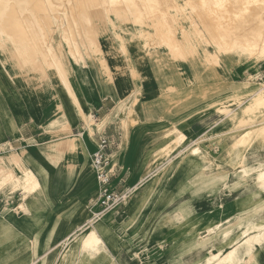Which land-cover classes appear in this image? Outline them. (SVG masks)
<instances>
[{"label":"rangeland","instance_id":"1","mask_svg":"<svg viewBox=\"0 0 264 264\" xmlns=\"http://www.w3.org/2000/svg\"><path fill=\"white\" fill-rule=\"evenodd\" d=\"M41 1L42 0H30L29 2L35 3L36 6L40 5V8L36 7L34 4L33 7L31 5L32 8L28 6L26 8L28 14L24 13L25 9L21 4L14 5V7L16 6L15 8L13 7L14 11L11 9L12 7H9L11 11L8 9V6H6L7 8H3L4 12L7 13L4 14L3 12V15H6L7 18L11 17L8 16V10L11 12V14H9L12 15L14 13L16 18L17 16L18 18L20 16L29 18L32 14L35 15L39 13V15H36L38 16V22L32 25L34 28L38 27L40 29L37 28L35 32H33L34 46H39L37 50L40 51V54L37 59L40 65L38 62H34L32 65L23 64L24 61H22V59L24 58L17 54L15 55V45L13 41H11L9 37L6 40L4 37L0 38V95L2 97L6 96V94L3 93V89L7 90V93L12 91L15 96L14 100L22 105L25 110L23 115L24 119L20 117V123L24 127H28L26 129L30 130L29 135L43 131L52 132L57 129L63 130L61 124L63 120L67 121L65 115L62 113V91H66L62 85V75L64 71H66L65 74L68 73L64 75L72 77L73 80H71L74 85H76L77 81L74 79L73 68H78L80 65L84 64L86 58L99 55L96 58H100V63L103 62L104 69H106L105 72L108 75L107 80L112 81L113 76L111 75L110 65L105 59H101L104 56H101L103 53H99L101 51L103 52V50L100 49L99 40H128L126 35H124L122 31H119L121 30V25L123 26L124 24L133 29L132 34L134 39L132 40L144 41L143 50H145L149 59L155 58V63L167 65L170 68L175 67L177 74L184 73L185 88H193L198 91L193 90L191 94L198 93L200 110L210 104H212V107L201 116L198 115L197 118L200 125L198 126L199 130L197 134L187 136L179 129L184 135L176 140V143L174 142L173 148L170 150L166 149V144L170 136L168 134H154V139L146 143L144 150L141 152L140 156L136 158L135 172H116L113 170L114 176L111 178V183L113 190L117 194V200L109 206L104 207V210H101L102 213L98 217L93 216L95 212L100 211V208L96 209L98 206V196L87 198L85 203L81 205L76 203L68 206H53V204L50 203L48 174L43 165L50 162L51 165L56 168L66 166L68 170L73 169L75 167V162L72 160H66L63 164L64 158H62L61 155L67 149L60 148V146H57L56 143L53 142L46 144L43 148L45 151L41 153L45 163L43 164V162H41L40 164L39 160L35 158L34 153L32 155L31 152L34 147H37L38 141L36 139L22 137L19 132L8 139L0 138V162L10 163V159H13L15 156V151L22 154L27 152L25 158L23 160L20 159V162H22L21 165H29L41 171L39 173L38 187L36 186L29 194H26L19 188L12 194H8L6 192L7 189H0V231L4 233L2 239L7 242V244L11 245L10 248L14 251L17 247L21 245L24 246V251L22 253L12 251L6 253L0 252V264H15L16 257H19L16 262L20 264H192L203 259L208 248H215L216 246L218 249L222 245L231 242V240L234 239L235 233L241 232V229L237 228L239 223H243L246 220L248 221L249 224L243 229L250 228L255 223H264V192L258 188L254 174L242 176V172H238L242 165H261L264 167V139H256L250 143L240 145L238 147L239 152H235L234 149L226 151V149L232 145L231 143H233L235 138L264 117L260 115L261 110L259 108L244 110L247 105L252 104L258 98L257 96H250V92L247 93L248 90L254 87L259 88L260 85L264 84V57L258 53V50H251L253 51V55H250V51L246 58H241L238 62L232 63L229 59L225 60L223 55L224 50L228 48V46H231L230 39L232 38L226 36L218 40L221 33L226 34L228 31H226V27H228L229 30L230 28L231 30L237 29V32H241L244 28L250 27L249 32L251 36L257 32L263 31L264 27L261 26L263 27L261 28L259 20L255 18H261V16L264 15V2H262L264 0H259L258 2H256V0H239L238 3L235 4L238 5L236 8L233 2H231L232 0L230 2H228L229 0H221L220 2H222V4L210 3L207 5L201 4L202 0H196L200 2L201 7L194 9L188 7L186 10H181V8L179 9L175 6L172 7L171 4L169 5L171 8L166 7L165 0H149V4L147 2L148 0H138V3L142 6L144 5L142 8L143 11H140L143 14L125 11L122 5L117 6L115 10H118L121 13L120 16H122L118 18L120 21L117 20V15L115 13L110 12L108 14L113 19L115 25H112L111 22L106 19V14L105 12L103 13L104 10L100 5H97L99 4L98 0H86L88 2L84 0H73L75 3L67 8V14L69 15L68 17L73 19L75 17V19H72L73 21L71 20L68 23V18H65L66 26L61 34L56 32L54 23L59 20L56 14L60 10V5L57 4L59 2H53L54 4L52 3V5L49 4L51 8L49 5L48 7H42ZM223 3L224 6L222 8ZM241 5H247V7H241ZM216 7H218L217 10H221L217 11ZM99 8L102 10L101 12L97 10ZM237 8H239L240 11ZM28 9H30V11H28ZM229 9L231 10L229 11ZM52 10H54L53 13L51 12ZM196 10L198 11L196 12L197 14L199 11L200 13L202 12V14L197 15L195 13ZM260 11L263 15H261L262 13H260ZM54 12L56 13L54 14ZM126 12H129V18ZM0 14L2 15V13ZM40 14H44V18L42 15L41 17ZM212 14L215 15L213 16ZM225 14L226 16H224ZM202 15L204 18H201ZM48 16L49 21L52 20L51 22H48ZM167 16H174V20L173 18L170 20L171 17L169 18ZM219 16L221 19H219ZM16 18L15 20L17 23L19 21L17 20L18 18ZM41 18L43 20H41ZM140 18L148 22L151 19L154 21L153 26H146L148 30L144 36L139 35L136 30L138 27L136 21H139ZM211 18H215L213 19L215 22ZM10 20L5 23V29L10 30L7 33L17 38L21 34L15 32V29V31L12 29L14 28L12 24L15 20L12 19V23ZM192 21H194V25L199 27L209 39L208 41L210 43L207 48L209 51H207V53H210L207 54L204 51V46L201 44V40H199L196 34L198 32L192 31V27H190V22ZM122 22H124V24H122ZM206 22H208V26H212V29L207 26ZM44 23L48 24L45 25ZM202 23H205L208 28L205 29L206 26ZM8 26H11V29L8 28ZM74 26L77 27L75 28ZM88 26H90L89 29ZM84 27L86 29H84ZM207 29H210V31L208 32ZM12 30L17 33V35H14ZM41 30H43V32ZM21 32L23 35V30ZM65 32H67V34ZM118 33H120L122 39L117 35ZM216 33L219 35L217 36ZM62 34L64 35L62 36ZM80 37L84 39V41L77 40ZM215 37L216 40H214ZM53 38L56 40H51ZM86 38L90 40H85ZM37 40L38 43L36 42ZM21 41L24 43L25 40ZM21 41L20 43H22ZM75 41L77 44L74 43ZM50 42L53 49L48 52L46 46ZM90 43H92V45ZM91 47L93 49H91ZM96 47L100 50H97L98 48ZM188 47L193 54L189 52ZM88 48L89 52L87 51ZM122 49L124 53H127V46L122 45ZM200 50H203V52ZM87 53L89 56L86 55ZM194 53H196V55ZM165 54H167L168 57H166ZM210 54L213 56L211 57ZM216 55L218 58H216ZM181 56H184V58ZM195 56H197L198 59L197 57L195 59ZM257 56L259 57L257 58ZM57 57L61 59L58 58L56 62ZM212 58L218 60V62ZM48 62L50 63L49 66L46 64ZM189 62H193L191 63L193 68L189 67L192 70L189 69V73L192 72L193 76L187 77L184 71H187L186 69H188L190 65ZM226 62H231V66L236 63L242 64L236 70L237 73L239 72V76L234 79L237 81H245L244 83L248 84L246 87L251 84L258 85L252 88L250 87L244 94H239L241 89L236 91L231 88L233 91L231 98H218L219 95L215 94L222 92L224 79L221 75L219 77L217 74L218 72L221 73L220 70H224ZM36 64H38V67H41L40 70L36 67ZM42 67L44 68L42 69ZM243 68L248 70L245 75L240 74ZM210 69H214L216 75L214 74V76L208 77L211 73V71H209ZM136 76L137 75L134 76L133 74L134 78ZM121 81L124 83L127 81V78L124 77ZM24 85L25 87L30 85L34 87V94H31L36 96V100L32 98L30 92L27 93V88H24ZM75 87L77 88V85ZM172 90H175V88L171 86L167 88L168 92ZM189 96L190 95H185L181 98V101L187 100ZM214 97L217 99H214ZM171 98L172 97L168 98L170 107L167 108V111L171 109L173 103L175 104L177 102L176 99ZM6 99L8 101V98ZM125 99L126 97L113 101L111 104L113 106L112 111L103 118H99L96 121L93 120V118L90 121L88 119V122L82 119L84 123L76 128V131H74V138L79 142V137L85 134V130L86 133L90 135L95 131L97 133L101 132L107 120L113 117L119 119L120 117L123 118L121 126L124 130L127 131L130 126L132 127L131 131L137 129L139 127V121L136 111L132 105L125 103ZM138 99L139 98H136L133 104H137ZM208 99L211 101L208 102ZM33 104L35 107L36 105L43 107L47 106L50 111H46L45 116L40 118V120H36L32 116L28 117L26 108L30 113V108L34 106ZM241 106H243L242 114L245 122L241 121L235 124ZM76 108L80 109V106L78 107L77 105ZM131 108L135 113V121L130 119L132 117V114H130ZM42 110L43 109L40 110L41 113L43 112ZM250 110L251 112H249ZM214 112L217 114V117L219 116V120H214L212 115ZM12 117L15 116L10 113L3 116V119L5 118V120H2L4 124L3 128H6L7 118L9 120L8 122L13 125L14 121ZM253 117L254 119H252ZM164 119L163 116V120L157 123L155 127H170V124L164 123ZM245 125H248L249 128L244 129ZM38 126H40V128ZM67 128L69 129V124ZM228 135L231 137L226 139ZM113 138L115 142H117L116 137L113 136ZM115 144H119V141ZM196 147L200 149L193 153L192 149ZM49 151H51L50 159H48ZM111 159L110 157V160ZM110 167H112V169L114 168L112 166V161H110ZM15 172L20 174L21 171L18 166L15 168ZM64 207H66L65 213L63 212ZM49 210H52V215L50 214L51 217H47ZM70 213L73 215V218L69 221L68 215H70ZM194 213L197 215L203 214L202 216L205 218H200L196 226H193L189 231L187 228H183V226L190 219L192 220ZM211 217H214V219L208 220ZM229 218L230 224L228 225V223H225L224 225L226 228L231 226L234 233L232 231L228 236L211 237L212 240L208 242V236H205L203 239L195 240L197 237H194V233L197 232L199 236L202 237L205 234L208 235L206 232L208 227H213L217 222ZM34 226L38 227L40 230H48L57 235L38 238L26 234L30 233L31 228ZM93 226H100L101 233H108L109 235L106 239V248L100 247L99 253L101 255L92 258L93 255L90 253L89 258H87L85 256L86 250H82L80 241L85 233L92 230ZM22 230H29V232L24 231V236H19ZM248 237L249 235L246 238ZM64 239L66 241H64ZM248 241L250 243V239ZM202 243L205 245L201 247L200 245ZM45 244H53L50 251L40 253L33 252V249L35 250L37 246L42 247ZM263 246L264 239L261 238L259 245H255L253 249L252 256L254 258L251 260L248 254H243L239 264H257L260 254H262L264 259ZM4 256H7V262L2 261ZM245 256H247L246 260L244 259ZM11 258H15L13 259L14 262L10 260Z\"/></svg>","mask_w":264,"mask_h":264},{"label":"crops","instance_id":"2","mask_svg":"<svg viewBox=\"0 0 264 264\" xmlns=\"http://www.w3.org/2000/svg\"><path fill=\"white\" fill-rule=\"evenodd\" d=\"M99 42L104 55L102 58H104L110 65V71L112 73L111 75L113 76V79L112 81L107 80V75L101 72L100 62L97 58H95V56L86 58L84 64L80 65L78 68H73V73L75 76L74 79L77 81L75 82L81 100V110L77 109L76 106L72 103L67 92L62 91V113L65 115L67 121L63 120V123L61 125H63L64 123H68L69 129H57L56 131L52 132L43 131L29 135L30 130L26 129L28 127H24L20 123V117L24 119L23 115L25 110L23 109L22 105L18 104L17 101L14 100L15 96L13 95L12 91L7 93V90L3 89V93H5L6 96L2 97L0 95V138L8 139L12 135H15V133L19 132L22 137H27L28 139H36L38 141L37 147H34L33 151L31 152L32 155L34 153L35 158L39 160L40 164L41 162H43V164L45 163V160H43V155L41 154L45 151V149H43L44 146L52 142L56 143V145L60 146V148L67 149L61 155L62 158H64L63 164L66 160H72L73 162H75V167L71 169L73 171L68 170L64 165V167L62 168H56L55 166L51 165L50 162H48L46 165H43L46 173L48 174V186L50 192L49 200H51L50 203L53 204V206H68L76 203H79L81 205L85 203L87 198H94L95 196H97V181L89 162L91 161L93 152L97 148V140L100 136H115L116 141H119V144H115V147L111 149L110 157L112 158L111 161L112 166L114 167L113 170L116 172H135L134 168L136 158L140 156L141 152L146 146V143L154 139V134H168L170 138L176 135L175 132H179L181 134L182 132H184L187 136L197 134V131L199 130L198 126L200 125L197 117L200 111L212 105L210 104L208 106H205L202 108V110H200L198 93L191 94L192 91L196 89L185 88L184 73L177 74V70L175 67L170 68L167 65L155 63V58L149 59L146 55L145 50H143V40H123V42L121 40H99ZM122 45L127 46L126 54L122 51ZM241 65V63H236L231 66V62H226L224 70H220L221 73L218 72L217 75L219 77L221 75L224 79L222 92H218V94H215L219 95L218 98H231L233 91L228 83L231 84L232 82L235 84H242L245 82L241 80L237 81L236 79H234L239 76V72L237 73L236 70ZM189 69L190 68L188 66V69H186L187 71H184L186 72L185 74L187 77L193 76L192 72L189 73V71L191 70ZM132 70L137 72V76L135 78L133 77V74L131 72ZM247 71V69L243 68L241 69L240 74L245 75ZM211 76L214 75H209L208 77ZM121 77L127 78V84H124L121 81ZM257 85L258 84H251L247 87H241L240 93L244 94L247 89ZM169 86L175 88V90L168 92L167 88ZM185 95L190 96L187 100L181 101V98H183ZM125 97V103L132 105L134 107V110L136 111L137 119L139 121V127L137 129L131 131L132 127L130 126L126 131L121 126L123 118L120 117L119 119L113 117L107 120L106 124L103 127V130L99 133L95 131L92 135H90L89 133H86L85 130V134L79 137L77 146L75 145L74 147L72 146L70 148L67 145L62 146L60 144V141L74 137V131H76V128L80 127L81 124L84 123V121L82 120V111L86 114L87 117H92L93 120L96 121L99 118H103L110 114L113 109V106L111 105L113 101L120 100L121 98ZM169 97H172L171 99H176L177 102L175 104L173 103V105H171V109L167 111V108L170 107V101H168ZM6 98H8L9 102ZM32 98L35 99L34 97ZM136 98H139L138 103L133 104V101ZM215 98L216 97H214V99ZM211 100L208 99V102ZM242 108L243 106L239 108V113L237 114L235 124L239 123L244 118L242 114ZM41 109H43L42 113L40 111ZM30 111L31 112L29 113L26 108L28 117L32 116L34 119L40 120V118H43L45 116L46 111L50 110H48L47 106L43 107L36 105L35 107L34 105L32 108H30ZM8 113L15 116L12 117L14 123L13 125H11L8 122L9 120L7 118L6 128H3L4 124L2 123V120H5V118L3 119V116H6ZM212 115L215 121L219 120V116L217 117V114L215 112ZM163 116L165 118L164 123L170 124V127H155L157 123H160L161 120H163ZM38 127L40 128V126ZM247 128H249L248 125H245L244 129ZM179 129L182 132H180ZM170 138L168 139L166 144L167 150L171 149L169 148L170 146H172L173 148L174 145L173 142L169 141ZM50 154L51 151H49L48 159L51 158ZM1 162L5 165L9 164L3 161ZM30 167L32 168V166ZM32 170L39 177V173L41 171L34 168H32ZM111 187L113 189L112 183ZM6 192L9 193L8 190ZM98 208L99 207L97 206L96 209ZM63 210V212L65 213L66 207H64ZM50 214L52 215V210H49V214L47 215V217H51ZM202 215L203 214L197 215L194 213L192 220L190 219L188 222H186L183 228H187L190 231L193 226H196V223L200 218H205ZM211 219H214V217H211L208 220ZM99 227L100 226L96 227L97 233L103 240V243L106 247V239L109 234L101 233V228ZM24 231L29 232V230H22V232L19 233V236H24ZM26 234L38 238L52 237L57 235L56 233H52L48 230H40L35 226L31 228L30 233ZM2 236H4V233L3 231H0V252L6 253L8 251H12L16 253H22L24 251L23 245L17 247L15 251L12 250L10 248L11 245L3 241ZM52 246L53 244H45L42 247L37 246L35 250L33 249V252H48L51 250ZM231 246L232 242H229L228 244L222 245L218 249L224 251ZM212 249L213 251L217 250L216 246ZM99 255L101 254H98L97 256ZM18 258L19 257H16V259L11 258L10 260L14 262L13 259H15L14 263L20 264L16 262ZM244 259L246 260L247 256H245ZM6 260L7 256H4L2 261L7 262ZM202 261L203 259H200V261L197 262ZM239 262L237 264H239ZM257 264H264L262 254L259 255Z\"/></svg>","mask_w":264,"mask_h":264},{"label":"bare ground","instance_id":"3","mask_svg":"<svg viewBox=\"0 0 264 264\" xmlns=\"http://www.w3.org/2000/svg\"><path fill=\"white\" fill-rule=\"evenodd\" d=\"M30 1V0H29ZM28 0H0V13H2V15L0 14V38H2V37H4L5 38V40L9 37L10 39H11V41H13V43H14V45H15V55L17 54L18 56H20V57H23L24 59H22V61H24V63L23 64H26V65H32L34 62H38V64H39V60L37 59L38 58V56H39V54H40V51H38L37 49H38V47H37V45H36V47L34 46L35 44L33 43V40H34V38H33V32H35V29H37V28H34V26L32 25V24H35V23H37L38 22V16H36L37 14L39 15V13H37V14H35V15H31L29 18L27 17V18H25V16H23V17H19L18 18V16H17V18H16V16H15V14L13 13L12 15H10L11 14V9H13V7H14V5H19V4H21V5H23V7H24V13H27L26 11V8L28 7V6H30L31 7V5H32V7H33V4L35 5V3H32V2H29ZM35 1V0H34ZM85 2H88V1H86V0H84ZM94 1V0H93ZM97 1V0H96ZM99 1V4H97L98 6L100 5V7H102V9L104 10L103 11V13L105 12V16H106V19L108 20V21H110L111 22V24L112 25H115V23H114V21H113V19L108 15L110 12L111 13H115L116 15H117V20L118 21H120L118 18H120V17H122V16H120V12L118 11V10H115L116 9V7L117 6H120V5H122L123 7V9L125 10V11H129V12H137V13H139V14H141L142 12H140V11H143V6L140 4V3H138V0H98ZM155 1V0H154ZM160 1V0H159ZM163 1V0H162ZM221 0H202L201 1V4H213V3H220V4H222V2H220ZM231 0H229L228 2H230ZM238 1L239 0H232L231 2H233V4L235 5V4H237L238 3ZM245 1V0H244ZM249 1H251V0H249ZM259 0H256V2H258ZM37 2V1H36ZM53 2H59V3H57L58 5H60V10L58 11V13H56V12H54V14L56 13L58 16L57 17H59V20L58 21H56L57 22V24H56V22H54L55 21V19H54V17H53V19H54V23H55V28H56V32H58V33H60L61 34V32L63 31V29L65 28V18H68V23L73 19V18H70V17H68L69 15L67 14V8L69 7V6H72L75 2L73 1V0H42L41 1V3H42V7H48V5L49 4H51L52 5V3ZM79 2V1H78ZM85 2H84V4H85ZM91 2V1H90ZM148 2V4H149V0L147 1ZM158 2V1H157ZM165 2V6L166 7H170L169 5L171 4V6L172 7H177V8H181V10H186L188 7H190V8H192V9H194V8H197V7H201V5H200V2L199 1H196V0H165L164 1ZM224 2V1H223ZM228 2H227V4H228ZM262 2H264V1H262ZM39 3V2H38ZM40 3V4H41ZM80 3V2H79ZM82 3V2H81ZM92 3V2H91ZM54 4V3H53ZM143 4V3H142ZM160 4V3H159ZM164 4V3H163ZM232 4V3H231ZM248 4V3H247ZM13 5V6H12ZM55 5H56V3H55ZM89 5V4H88ZM93 5V4H92ZM95 5V4H94ZM162 5V4H161ZM230 5V4H229ZM251 5H252V3H251ZM254 5V4H253ZM260 5V4H259ZM263 5V4H262ZM6 6H8V9L10 10H5V11H7V12H9L8 13V16H11V17H9V18H7L6 17V15L4 16L3 15V12H4V9L3 8H7ZM36 6V5H35ZM40 6V5H39ZM38 5L36 6V7H39ZM50 6V5H49ZM160 6V5H159ZM223 6H224V3H223V5H222V8H223ZM232 6V5H231ZM245 7H247V5H244ZM244 6H242L241 5V7H244ZM249 6H250V4H249ZM258 6V5H257ZM11 9H10V8ZM16 7V6H15ZM14 7V8H15ZM29 7V8H30ZM31 7V8H32ZM41 7V8H42ZM51 7V6H50ZM50 7H49V9H50ZM93 7H95V6H93ZM93 7H91V8H93ZM236 7H238V5H235V8ZM240 7V6H239ZM240 7V8H241ZM253 7V6H252ZM251 7V8H252ZM263 7V6H262ZM19 8V7H18ZM30 8V9H31ZM35 8V7H34ZM40 8V7H39ZM52 8V7H51ZM56 8V7H55ZM87 8H88V6H87ZM119 8V7H118ZM117 8V9H118ZM171 8V7H170ZM217 8L218 7H216V10H217ZM225 8V7H224ZM227 8H229V7H227ZM30 9H28V11H30ZM43 9V8H42ZM46 9V8H45ZM90 9V8H89ZM95 9V8H94ZM122 9V10H123ZM165 9V8H164ZM178 9V10H179ZM192 9H190V10H192ZM200 9V8H199ZM213 9V8H212ZM238 10H239V8H237ZM256 9H257V7H256ZM262 9V8H261ZM44 10V9H43ZM97 10H100V8L99 9H97ZM121 10V9H120ZM123 10V11H124ZM175 10V9H174ZM203 10V9H202ZM221 10V9H220ZM219 9L217 10V11H220ZM231 9H229V11H230ZM250 10V9H249ZM13 11H14V9H13ZM19 11V10H18ZM47 11H48V9H47ZM53 11L54 10H52L51 12L53 13ZM80 11V10H79ZM81 11H84V10H81ZM102 10H100V12H101ZM118 11V12H117ZM227 11V10H226ZM232 11H233V8H232ZM240 11V10H239ZM251 11V10H250ZM263 11V10H262ZM34 12V11H33ZM90 12V11H89ZM129 12H126L127 13V17H128V13ZM174 12H177V11H174ZM188 12V11H187ZM196 12H198L197 10L195 11V13ZM204 12V11H203ZM224 12V11H223ZM243 12H244V10H243ZM6 12H4V14H5ZM17 13H19V12H17ZM16 13V14H17ZM125 13V14H126ZM213 13V12H212ZM215 13V12H214ZM216 13H218V12H216ZM226 13V12H225ZM229 13V12H228ZM231 13V12H230ZM240 13V12H239ZM249 13V12H248ZM259 13V12H258ZM260 13H262L261 11H260ZM7 14V13H6ZM28 14V13H27ZM27 14H24V15H27ZM45 14V13H44ZM44 14H40V16L42 15H44ZM49 14V13H48ZM77 14V13H76ZM88 14V13H87ZM124 14V15H125ZM143 14V13H142ZM172 14V13H171ZM197 14V13H196ZM198 14H202V12L200 13V11H199V13ZM197 14V15H198ZM219 14V13H218ZM223 14V13H222ZM233 14V13H232ZM247 14V13H246ZM51 15V14H50ZM89 15V14H88ZM123 15V16H124ZM137 15V14H136ZM167 15H168V13H167ZM213 16L215 15V14H212ZM221 15V14H220ZM245 15V14H244ZM251 15V14H250ZM260 15V14H259ZM261 15H263V13L261 14ZM260 15V16H261ZM41 16V17H42ZM54 16V15H53ZM86 16V15H85ZM142 16V15H141ZM175 16V15H174ZM174 16L172 17V16H167V17H169L170 18V20L173 18V20H174ZM187 16V15H186ZM186 16H184V17H186ZM206 16V15H205ZM223 16V15H222ZM224 16H226V14L224 15ZM228 16V15H227ZM46 17V16H45ZM126 17V16H125ZM232 17H233V15H232ZM251 17V16H250ZM249 17V18H250ZM259 17V16H258ZM10 18H11V20H10ZM15 18L19 21V22H17L16 23V20H15ZM43 18H44V16H43ZM56 18V17H55ZM77 18V17H76ZM85 18H87V17H85ZM129 18V17H128ZM145 18V17H144ZM153 18V17H152ZM161 18V17H160ZM187 18V17H186ZM201 18H204V16L202 15L201 16ZM206 18V17H205ZM215 18H217V17H215ZM215 18H211L212 20L213 19H215ZM224 18H226V17H224ZM245 18H246V16H245ZM12 19L13 20H15V24L13 23L12 25V27H14V28H12L15 32H19V34H21L20 36H21V38H20V36H18L17 38L14 36V37H12L11 36V34H9V33H7L8 31H10V30H6L5 29V23H7V21L8 20H10L11 21V23H12ZM46 19V18H45ZM45 19H44V21H45ZM50 19H51V17H50ZM57 19V18H56ZM74 19H75V17H74ZM73 19V20H74ZM79 19V18H78ZM81 19H82V17H81ZM124 19V18H123ZM127 19V18H126ZM219 19H221L220 18V16H219ZM255 19H258L259 20V22H260V27L261 26H263L264 27V15L263 16H261V18L259 17V18H255ZM41 20H43L42 18H41ZM47 20H48V22H51V21H49V16H48V18H47ZM46 20V21H47ZM72 20V21H73ZM83 20V19H82ZM85 20V19H84ZM125 20V19H124ZM156 20V19H155ZM158 20V19H157ZM176 20V19H175ZM200 20H202V19H200ZM205 20V19H204ZM218 20V19H217ZM228 20V19H227ZM232 20V19H231ZM235 20V19H234ZM85 21H87V20H85ZM90 21V20H89ZM88 21V22H89ZM126 21V20H125ZM166 21V20H165ZM203 21V20H202ZM207 21V20H206ZM214 21V20H213ZM225 21V20H224ZM237 21H238V19H237ZM241 21V20H240ZM246 21V20H245ZM83 22V21H82ZM128 22V21H127ZM161 22V21H160ZM168 22V21H167ZM172 22V21H171ZM212 22V21H211ZM215 22V21H214ZM213 22V23H214ZM257 22V21H256ZM255 22V23H256ZM11 23H9V24H11ZM74 23H75V21H74ZM136 23L138 24V27L136 28V30H137V33H139V35H141V36H144V35H146V33H147V30H148V28L146 27V26H153V23H154V21L151 19L149 22L148 21H144V19L143 18H140L139 19V21H136ZM208 22H206V24H207ZM220 23V22H219ZM224 23V22H223ZM45 25L46 24H48V23H44ZM79 24V23H78ZM77 24V25H78ZM122 24H124V22H122ZM175 24V23H174ZM202 24H204L205 26H206V24L205 23H202ZM215 24V23H214ZM234 24V23H233ZM241 24V23H240ZM247 24H248V21H247ZM251 24V23H250ZM8 25V24H7ZM15 25V26H14ZM52 25V24H51ZM76 25V24H75ZM86 25H89V24H86ZM158 25H160V24H158ZM204 25H202V26H204ZM217 25V24H216ZM257 25H258V23H257ZM38 26V25H37ZM72 26V25H71ZM162 26H163V24H162ZM166 26V25H165ZM207 26H208V24H207ZM205 27V29L206 28H208V27H210V26H208V27ZM213 26H215V25H213ZM221 26V25H220ZM225 26H226V24H225ZM237 26V25H236ZM241 26V25H240ZM251 26V25H250ZM11 27V26H10ZM9 26H8V28H10ZM44 27V26H43ZM49 27V26H48ZM75 28L77 27V26H74ZM92 27V26H91ZM114 27V26H113ZM190 27H192V31H196V32H198V33H196L197 34V37L199 38V40H201L200 42H201V44L204 46L203 47V49H204V51L207 53V51H209L207 48H208V44L210 43L208 40V38L206 37V35H205V33L202 31V30H200V28L199 27H196L195 25H194V21H192V22H190ZM212 27V26H211ZM210 27V28H211ZM217 27V26H216ZM235 27V26H234ZM263 27H261V28H263ZM73 28V27H72ZM82 28V27H81ZM90 28V26H88V29ZM203 28V27H202ZM227 29H226V31L225 30H223L224 32H226V34L225 33H221L220 34V37H219V39H218V37H217V39L218 40H221V39H223L224 37H230V38H232V39H230L231 40V46L229 47L228 46V48H226L225 50H224V53H223V55H224V58H225V60H227V59H229L232 63H235V62H238L239 60H241V58H246L247 57V55H249V52L251 51V50H253V51H259L258 53L261 55V56H263L264 57V30L263 31H261V32H257L256 34H253V36H251V34H250V32H249V28L250 27H248V28H244L243 30H241V32H237V29L236 30H231V28H230V30L228 29V27H226ZM11 29V28H10ZM39 29V28H38ZM78 29V28H77ZM84 29H86L85 27H84ZM83 29V30H84ZM172 29H173V27H172ZM181 29V28H180ZM194 29V30H193ZM204 29V30H205ZM212 29V28H211ZM220 29V28H219ZM221 29H223V28H221ZM225 29V28H224ZM12 30V31H13ZM18 30V31H17ZM23 30V35H22V31ZM40 30V29H39ZM66 30V29H65ZM64 30V31H65ZM74 30V29H73ZM91 30V29H90ZM132 30L133 29H131L130 27H128L127 25H121V30H119V31H122L123 33H124V35H126V37L128 38V40H132V39H134L133 38V34H132ZM159 30V29H158ZM166 30V29H165ZM208 30V32L210 31V29H207ZM206 30V31H207ZM13 31V32H14ZM42 32H43V30H41ZM118 31V32H119ZM14 32V35H17V33H15ZM36 32H38V31H36ZM41 32V33H42ZM53 32H54V30H53ZM52 32V33H53ZM136 32V31H135ZM134 32V33H135ZM188 32V31H187ZM186 32V33H187ZM212 32V31H211ZM222 32V31H221ZM255 32V31H254ZM66 34H67V32H65ZM117 33V32H116ZM171 33V32H170ZM38 34V33H37ZM110 34V33H109ZM212 34V33H211ZM210 34V35H211ZM50 35V34H49ZM64 34H62V36H63ZM119 37H120V33H118L117 34ZM124 35H123V37H124ZM194 35V34H193ZM207 35H209V34H207ZM213 35V34H212ZM211 35V36H212ZM216 35L218 36L219 34L218 33H216ZM36 36V35H35ZM53 36V35H52ZM81 36V35H80ZM84 36V35H83ZM159 36V35H158ZM168 36H169V34H168ZM37 37V36H36ZM39 37V36H38ZM69 37V36H68ZM85 37V36H84ZM170 37V36H169ZM186 37V36H185ZM16 38V39H15ZM20 38V39H19ZM41 38V37H40ZM67 38V37H66ZM81 38V37H80ZM77 39V40H83L84 41V39ZM121 39H122V37H120ZM212 38V37H211ZM214 38V37H213ZM21 40H25L24 41V43L21 41ZM40 40V39H39ZM51 40H56L55 38H53V39H51ZM59 40V39H58ZM85 40H90V39H88V38H86ZM214 40H216V37H215V39ZM20 41L22 42V43H20ZM123 41V40H122ZM37 43H38V40L36 41ZM91 42V41H90ZM164 42V41H163ZM166 42V41H165ZM179 42V41H178ZM2 43V42H1ZM71 43V42H70ZM74 43H76L77 44V42L75 41ZM84 43V42H83ZM83 43H81V44H83ZM93 43V42H92ZM92 43H90L91 45H92ZM148 43H149V41H148ZM3 44V43H2ZM46 44V43H45ZM85 44V43H84ZM89 44V45H90ZM4 45V44H3ZM72 45V44H71ZM90 45V46H91ZM190 45H191V43H190ZM70 46V45H69ZM76 46V45H75ZM86 46V45H85ZM84 46V47H85ZM87 46H88V44H87ZM189 46V45H188ZM193 46V45H192ZM1 47V46H0ZM44 47V46H43ZM82 47H83V45H82ZM89 47V46H88ZM94 47V46H93ZM124 47V46H123ZM185 47V46H184ZM220 47V46H219ZM46 48H47V51L49 52V50H52L53 49V46H52V44H51V42L50 43H48L47 44V46H46ZM77 48V47H76ZM75 48V49H76ZM86 48V47H85ZM90 48V47H89ZM89 48H88V52H89ZM96 48H98V47H96ZM95 48V49H96ZM166 48V47H165ZM169 48V47H168ZM180 48V47H179ZM40 49H41V47H40ZM91 49H93L92 47H91ZM101 49V48H100ZM99 48L97 49V50H100ZM186 49V48H185ZM188 49H189V47H188ZM194 49V48H193ZM220 49V48H219ZM97 50H95V51H97ZM123 50V49H122ZM179 50V49H178ZM46 51V50H45ZM44 51V52H45ZM124 51H126V50H124ZM169 51V50H168ZM168 51H167V53H168ZM201 52H203V50H200ZM219 51V50H218ZM221 51V50H220ZM253 51H251V53H250V55L252 54V52ZM77 52V51H76ZM98 52V51H97ZM189 52H191L192 53V51L189 49ZM197 52H199V51H197ZM47 53V52H46ZM96 53V52H95ZM100 54L101 53H103L102 51L101 52H99ZM177 53V52H176ZM183 53V52H182ZM208 53H210V52H208ZM207 53V54H208ZM255 53V52H254ZM50 54H51V52H50ZM53 54V53H52ZM97 54V53H96ZM125 54H126V52H125ZM193 54V53H192ZM195 55H196V53H194ZM202 54V53H201ZM236 55V56H234V55ZM44 55V54H43ZM55 55H56V53H55ZM86 55H88L89 56V54L87 53ZM166 55V57H168L167 56V54H165ZM171 55V54H170ZM182 55H184V54H182ZM199 55V54H198ZM204 55V54H203ZM211 55V54H210ZM253 55V54H252ZM45 56V55H44ZM58 56V55H57ZM97 56H99V55H97ZM97 56H95V58L97 57ZM101 56H103V54L101 55ZM193 56V55H192ZM213 55H211V57H212ZM215 56V55H214ZM217 56V55H216ZM17 57V56H16ZM46 57V56H45ZM52 57V56H51ZM181 57H183L184 58V56H181ZM196 57L197 56H195V59H196ZM259 56H257V58H258ZM47 58V57H46ZM58 58L59 59H61L60 57H57L56 58V62H57V60H58ZM169 58H171V57H169ZM194 58V57H193ZM216 58H218V56L216 57ZM55 59V58H54ZM100 59V58H99ZM98 59V60H99ZM101 59H104V58H101ZM197 59H198V57H197ZM211 59V58H210ZM213 59V58H212ZM260 59V58H259ZM43 60H44V58H43ZM43 60H41V61H43ZM213 60H216V59H213ZM51 61V60H50ZM217 62H218V60H216ZM256 61V60H255ZM45 62V61H44ZM46 62H47V60H46ZM59 62V61H58ZM161 62V61H160ZM22 63V62H21ZM105 63H107V62H105ZM166 63H168V62H166ZM191 63H193V62H189V67H192L193 65L191 64ZM209 63V62H208ZM215 63V62H214ZM38 64H36V67H38ZM42 64V63H41ZM46 64H48V66L50 65V63L48 62V63H46ZM54 64V63H53ZM55 64H57V63H55ZM64 64V63H63ZM196 64V63H195ZM40 65V64H39ZM197 65V64H196ZM34 66V65H33ZM62 66V65H61ZM100 67H101V72L103 73V74H105V75H107V73L105 72L106 71V69H104V65H103V62H101L100 63ZM35 68V67H34ZM39 68V70H40V68L41 67H38ZM44 67H42V69H43ZM121 68V67H120ZM193 68V67H192ZM32 69V68H31ZM60 69V68H59ZM62 70H64V69H62ZM210 71H211V73H210V75H214L215 74V72H214V69L213 70H211L210 69ZM56 72V71H55ZM65 72L66 71H64V74H65ZM108 72V71H107ZM45 73V72H44ZM57 74H58V71H57ZM63 74V73H62ZM62 75V77H63V81H62V85H63V88L68 92V95H69V97H70V99H71V101H72V103L74 104V105H78V107L81 105V100H80V97H79V94H78V91H77V88L75 87L76 85H74V83H73V79H72V77H68V75L67 76H65L66 74H68V73H66L65 75ZM132 74H134V76L135 75H137V72H135L134 70H132ZM48 76V75H47ZM209 76V75H208ZM59 77H61V76H59ZM107 77H108V75H107ZM124 77H121V79H123ZM72 79V80H71ZM127 84V81H125L124 82V84ZM231 87L230 88H232L233 90H240L241 89V87H245L246 85H248L247 83H242V84H235V83H232L231 82V84L230 83H228ZM56 85H58V84H56ZM59 86V85H58ZM24 88H27V93L28 92H30V94L32 93V94H34V87H31V85L30 86H26L25 87V85L23 86ZM206 90V89H205ZM250 92V93H249ZM204 93V92H203ZM247 93H249V94H251L250 96H257L258 98L252 103V104H249V105H247L246 107H245V111L246 110H248L249 108L250 109H254V108H256V109H260L261 111H260V115H262V116H264V84L263 85H260L259 86V88H257V87H254V88H252V89H250V90H248V92ZM31 94V95H32ZM239 94H241V93H239ZM240 96V95H239ZM32 97H34L35 99H36V96L35 95H32ZM212 106H209V107H206L204 110H202V111H200V113H199V116H201L203 113H205L206 111H208L210 108H211ZM79 109V108H78ZM122 109V108H121ZM80 110H81V108H80ZM249 112H251V110L249 111ZM130 114H132V117L130 118L132 121H135V119H134V115H135V113H134V110L131 108L130 109ZM92 116V115H91ZM248 118H249V116H248ZM247 118V119H248ZM82 119H84V120H87V122H88V119H89V121L92 119V117H87L86 116V114L82 111ZM252 119H254V117L252 118ZM245 119H243L242 120V122H245L244 121ZM249 120H250V118H249ZM104 121V120H103ZM246 121H248V120H246ZM241 122V121H240ZM251 122V121H250ZM252 122H254V121H252ZM103 123V122H102ZM67 126H68V123H64L63 125H62V129L63 130H66V129H68L67 128ZM176 133V135L175 136H172L171 138H170V142H175L176 140H178L179 138H181V137H183V135L181 134V133H179V132H175ZM229 133V132H228ZM231 136L230 135H228V136H226V139H228V138H230ZM67 139V138H66ZM184 139V138H183ZM256 139H264V117L262 118V119H259L258 121H257V123H255L254 125H252L249 129H247V130H244L243 131V133L242 134H240L237 138H235L234 139V141H233V143H231L232 145L230 146V147H228L227 149H226V151H228L229 149H234V151L235 152H239V149H238V147L240 146V145H242V144H245V143H250L251 141H253V140H256ZM169 142V143H170ZM178 142V141H177ZM176 143V142H175ZM60 144L62 145V146H64V145H67L68 147H74L75 145L77 146V140L74 138V137H71V138H69V139H67V140H63V141H60ZM169 148H172V146H170ZM200 148L199 147H196V148H194V149H192L193 150V153H195V152H197L198 150H199ZM25 153V152H24ZM25 156H26V153L25 154H22V153H20V152H18V151H15V156L13 157V159L11 158L10 159V163L8 164V165H5V164H3V163H1L0 162V189L2 190V189H7L8 190V194H12L17 188H19V189H21L23 192H25L26 194H29V193H31L32 192V190L34 189V188H36V186H37V184L39 183V177L37 176V174L32 170V168L28 165V166H22L21 165V163L22 162H20L21 160H23L24 158H25ZM21 159V160H20ZM242 165V164H241ZM19 167V169H20V174H17L16 172H15V168L16 167ZM238 172H242V176H249V175H252V174H254L255 175V180H256V183H257V185H258V188H260L263 192H264V167H262L261 165H257V166H247V165H242L240 168H239V171ZM38 187V186H37ZM26 196V195H25ZM108 209V208H107ZM72 218H73V215L70 213V215H68V220H72ZM225 223H228V225L230 224V218L229 219H225L224 221H219V222H217L213 227H208V230L206 231L207 233H208V235L207 234H205L203 237L202 236H199V233H194V237L196 238L195 240H199V239H203L205 236H208V238H207V242L210 240H212V238L211 237H214V236H228V235H230L231 234V232L233 231V229H232V227L231 226H229V227H227L226 228V226L224 225ZM249 223H248V221L246 220L245 222H243V223H239V225L237 226V228L238 229H241V232L240 233H235V236H234V239H232L231 240V242H232V246L230 247V248H228L227 250H225V251H223V250H221V249H217L216 251H213V247H210V248H208V250H207V254L204 256V258H203V261L202 262H194V263H192V264H237L240 260H241V256H243V254H248V256H249V258L252 260L254 257L252 256V252H253V249L255 248V245L257 246V245H259V242H260V240H261V238H263L264 239V223H255V224H253L250 228H247V229H243L244 227H246L247 225H248ZM243 229V230H242ZM209 233H211V234H209ZM233 233H234V231H233ZM249 235V237L248 238H246L247 236ZM66 238V237H65ZM244 238H246L245 240H243ZM250 239V243H249V240ZM64 241H66L65 239H64ZM62 242H63V240H62ZM255 244V245H254ZM57 245V244H56ZM205 244H201L200 246L202 247V246H204ZM80 246L82 247V250L83 249H85L86 251V253H85V256L87 257V258H89V256H90V253H91V255H93L92 256V258H94V257H96L98 254H100L99 253V250H100V247L102 248V247H105V245H104V243H103V240L101 239V237L98 235V233H97V230H96V227L95 226H93L92 227V230H90L89 232H87V233H85L83 236H82V238H81V241H80ZM106 248V247H105Z\"/></svg>","mask_w":264,"mask_h":264},{"label":"built area","instance_id":"4","mask_svg":"<svg viewBox=\"0 0 264 264\" xmlns=\"http://www.w3.org/2000/svg\"><path fill=\"white\" fill-rule=\"evenodd\" d=\"M115 147L113 136L102 135L97 140V148L91 156L90 165L97 181V205L100 211L117 200V194L111 187V178L113 169L110 167L111 149ZM95 212L94 217L101 215V212Z\"/></svg>","mask_w":264,"mask_h":264}]
</instances>
